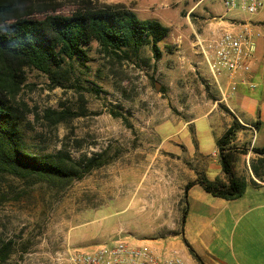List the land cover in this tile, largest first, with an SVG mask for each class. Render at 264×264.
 I'll return each mask as SVG.
<instances>
[{
  "label": "rangeland",
  "instance_id": "obj_1",
  "mask_svg": "<svg viewBox=\"0 0 264 264\" xmlns=\"http://www.w3.org/2000/svg\"><path fill=\"white\" fill-rule=\"evenodd\" d=\"M60 1L63 12L73 8L72 0ZM92 1L120 3L139 18L160 21L170 29L160 44L171 48L162 46L156 60L149 46L124 57L103 54L92 42L85 57L66 65L68 72L55 81L24 67L13 103L24 119L28 150L102 164L61 191L0 176V244L11 239L18 250L3 264H66L69 251H89L117 236L134 242L179 235L203 264H252L238 233L245 226L246 245L264 239V231L251 227V216L260 214L264 228V185L250 184L260 182L252 172L259 157L234 153L236 173L248 181L238 200L214 197L199 184L185 198L184 189L210 160L218 161L217 129L229 115L224 103L215 102L222 96L193 47L195 38L215 25L214 13L250 23L255 15L225 13L220 0H201L189 14L198 0ZM253 31L263 37L264 25ZM254 81L251 95L261 101L264 60ZM221 84L225 89L224 80ZM255 205L258 209L235 220Z\"/></svg>",
  "mask_w": 264,
  "mask_h": 264
},
{
  "label": "trees",
  "instance_id": "obj_2",
  "mask_svg": "<svg viewBox=\"0 0 264 264\" xmlns=\"http://www.w3.org/2000/svg\"><path fill=\"white\" fill-rule=\"evenodd\" d=\"M72 2L73 8L63 12L64 5L60 0H0V176L20 179L28 187L45 184L61 191L102 162L92 158L77 164L63 152L35 154L28 150L22 131L24 119L13 103L23 80L24 67H32L55 81L68 72L66 65L85 57V50L92 42L97 43L103 54L124 57L131 53L136 55L142 47L149 46L156 60L163 54L162 46L171 48L160 44L168 37L170 29L156 19L139 18L120 3ZM48 113L61 115L66 112L50 110ZM256 125V122L252 124ZM247 130L248 127L233 115L230 126L215 139L225 182L218 178L210 180L204 173L200 174L186 184L185 198L188 188L194 184L225 200L242 195L247 182L236 173L235 152L247 154L251 151L259 157L260 162L252 166V172L264 183V145L250 147L251 137H247ZM250 184L260 185L254 179ZM185 213L184 208L182 223ZM189 250L203 264L191 247ZM16 252L11 239L3 241L0 264Z\"/></svg>",
  "mask_w": 264,
  "mask_h": 264
},
{
  "label": "built area",
  "instance_id": "obj_3",
  "mask_svg": "<svg viewBox=\"0 0 264 264\" xmlns=\"http://www.w3.org/2000/svg\"><path fill=\"white\" fill-rule=\"evenodd\" d=\"M226 12L254 14L264 0H220ZM205 36H196L194 49L199 52L214 80L222 99L236 90L237 78H243L255 63L256 43L250 22L226 18L216 14L210 18ZM226 80L225 89L221 80ZM249 87L254 88L252 83ZM66 264H187L174 250L165 245L135 243L117 236L111 243H101L89 251L73 250L67 253Z\"/></svg>",
  "mask_w": 264,
  "mask_h": 264
},
{
  "label": "crops",
  "instance_id": "obj_4",
  "mask_svg": "<svg viewBox=\"0 0 264 264\" xmlns=\"http://www.w3.org/2000/svg\"><path fill=\"white\" fill-rule=\"evenodd\" d=\"M202 2L201 0L196 1L189 9L187 10V14L195 10V6L198 3ZM219 14V13H214ZM255 17L250 23L251 29L253 28L260 32L262 26L264 25V5L263 7L254 13ZM240 20V19H239ZM246 21V20H244ZM252 24V25H251ZM253 27V28H252ZM254 33V39L256 43V51H255V63L252 67V70L243 75V78H237L238 85L234 92L229 93L226 97V100L222 102V100H216L215 102L224 103V107H226L229 111V115L223 118V127H218L217 129V137H220L223 132L230 126L233 120V115L236 116L240 123L244 126L248 127L247 137L250 138V147L251 146H263L264 145V99L261 101L256 97L251 95V89L249 88V83L256 84L255 73L261 68V63L264 60V36H260L257 32ZM224 82L226 83L225 79ZM257 85V84H256ZM224 88V87H223ZM257 123L256 126H252L253 123ZM220 125V124H219ZM218 125V126H219ZM262 137V141L259 143V138ZM250 154V151H249ZM235 166V170H236ZM209 172H213V176L209 175ZM206 177L210 180L215 178L220 179L225 182V176L221 171L220 165L218 161L212 159L207 164V169L205 170ZM246 181V180H245ZM248 182V181H246ZM260 185H264V183L259 182ZM188 191V190H187ZM241 195L226 201H233L240 199ZM228 205V204H227ZM226 207V204H225ZM258 209V206H251L246 208L244 211L239 213L236 217V221L242 220L245 218V215L248 213L254 212V210ZM252 217V226L253 231L259 232L264 231L262 224H260V214L253 215ZM253 220L255 222H253ZM259 223V224H258ZM262 227V229L260 228ZM182 228V227H181ZM182 230V229H181ZM247 229L243 226L238 233V245L242 242L245 252L251 257L252 264H264V239L257 240L256 242L250 243L248 245L245 244V238L247 236ZM246 233V234H245ZM181 234V233H180ZM116 238V237H115ZM114 238V239H115ZM135 243H149L152 246L157 245H165L168 249L176 251L187 264H201L190 252V245L179 236H175L171 239H149L145 237H141L134 240ZM188 244V245H187Z\"/></svg>",
  "mask_w": 264,
  "mask_h": 264
}]
</instances>
